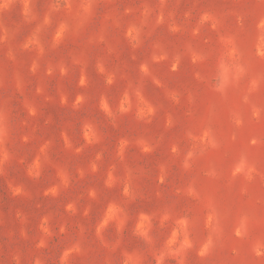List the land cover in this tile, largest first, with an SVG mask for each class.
Segmentation results:
<instances>
[{"label":"rangeland","instance_id":"374dc122","mask_svg":"<svg viewBox=\"0 0 264 264\" xmlns=\"http://www.w3.org/2000/svg\"><path fill=\"white\" fill-rule=\"evenodd\" d=\"M0 264H264V0H0Z\"/></svg>","mask_w":264,"mask_h":264},{"label":"clouds","instance_id":"9594fccd","mask_svg":"<svg viewBox=\"0 0 264 264\" xmlns=\"http://www.w3.org/2000/svg\"><path fill=\"white\" fill-rule=\"evenodd\" d=\"M3 7L7 8V7H8V4H7V3H5V4L3 5Z\"/></svg>","mask_w":264,"mask_h":264}]
</instances>
